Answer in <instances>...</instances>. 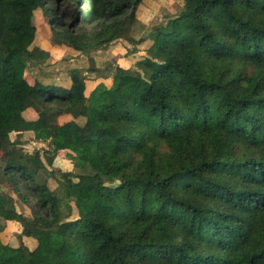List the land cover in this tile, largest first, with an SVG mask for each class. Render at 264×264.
<instances>
[{
  "label": "trees",
  "instance_id": "1",
  "mask_svg": "<svg viewBox=\"0 0 264 264\" xmlns=\"http://www.w3.org/2000/svg\"><path fill=\"white\" fill-rule=\"evenodd\" d=\"M142 2L67 0L58 13V0H0V234L22 228L17 246L0 240V264H264V0H183L134 39ZM37 10L56 42L90 56L68 87L41 81ZM119 40L149 42L129 77L91 56ZM99 72L110 85L86 95ZM28 131L73 170L56 177L25 152Z\"/></svg>",
  "mask_w": 264,
  "mask_h": 264
},
{
  "label": "rangeland",
  "instance_id": "2",
  "mask_svg": "<svg viewBox=\"0 0 264 264\" xmlns=\"http://www.w3.org/2000/svg\"><path fill=\"white\" fill-rule=\"evenodd\" d=\"M182 5L183 0H143L136 12L137 23L132 29L131 36L134 39L146 36L153 26L166 22L169 16H173L180 12ZM66 6L67 0H58L57 12H62ZM33 24L35 26V40L29 48V51L38 47L44 49L49 54V58L46 59L45 63L40 65L46 70L41 81L43 84H55L56 86L68 87L69 81L66 70L69 67L75 66L86 68L88 66L87 64L90 63V56L76 52L63 44L56 42L55 38L52 36L48 14L44 11L37 10L34 13ZM80 28L81 27L78 26V29ZM148 46L149 42L147 43V41L135 47H131L127 41L119 40L108 47V51H112L113 53L108 54L106 51H103L91 56L94 60L95 66H97L100 71H103L106 66L110 65L109 67L112 69L114 77H129V72L136 70L134 67V58H142L146 56V49ZM114 48H116L115 51H113ZM114 54H116V56ZM102 74V72L85 74L84 90L86 95L92 89L96 79H99L100 76L102 77ZM33 76L34 75L28 70L23 74V78L30 85L34 82ZM102 86L104 85L98 86L95 90L101 89ZM73 119L79 124L82 123L81 118L75 119L70 116H61L58 118V122L62 124ZM15 138V133H11L10 139L14 140ZM23 141L26 142L23 143V150L28 153L38 152L41 165L44 166L46 170L52 171L54 176L57 177L60 173L73 170V164L67 159L65 152L61 151L58 153H52L48 151L45 143H37V141L33 139V135L29 133L23 134ZM29 168L32 169L31 166H29ZM39 179L45 181L51 190L57 187L55 179L44 172L40 173ZM73 182L77 188L87 183L78 179H74ZM5 191L8 195H11L16 199L15 193L11 192V190L5 189ZM65 205L69 210L70 215L73 216L74 212L71 203L67 201L65 202ZM17 210L26 216H31L30 208L22 203L18 202ZM19 228L20 230L22 229L21 227ZM0 240L3 244L17 246L19 242L18 233L14 230L1 232ZM26 245L29 249L33 246L31 240L26 243ZM16 264L28 263L20 257L16 261Z\"/></svg>",
  "mask_w": 264,
  "mask_h": 264
},
{
  "label": "crops",
  "instance_id": "3",
  "mask_svg": "<svg viewBox=\"0 0 264 264\" xmlns=\"http://www.w3.org/2000/svg\"><path fill=\"white\" fill-rule=\"evenodd\" d=\"M115 49L116 48H114V50L113 51H115ZM111 53H113L112 51H109L108 52V54H111ZM115 56H116V54H114ZM110 83H111V79L109 78V79H102V78H97L96 79V81H95V84L92 86V89L90 90V91H94L95 90V88H97L98 86H101V85H104V87H108L109 85H110ZM53 85H55V84H53ZM89 91V92H90ZM34 118V116L32 115V113L30 114V119H33ZM24 133H29V134H32L33 135V139L35 140V141H37V143H44L43 141H38V140H36L35 139V137H34V133L33 132H31V131H28V132H22L21 133V142H22V144H21V146L22 147H24V145H23V143H26V142H24L23 141V134ZM16 135V134H15ZM31 137V136H30ZM46 149H47V147H46ZM59 152H61V151H59ZM53 153H58V152H53ZM68 171H72V170H68ZM19 225V226H18ZM19 227H21V225L19 224V223H17V222H15V221H7L6 223H5V229H4V231L3 232H7V231H11V230H14L16 233H20L21 232V230H20V228ZM30 240H28V239H25L24 240V242L25 243H28ZM31 244H33V246H31L32 248H34V246H35V241L33 240H31ZM31 248V249H32ZM30 249V250H31Z\"/></svg>",
  "mask_w": 264,
  "mask_h": 264
}]
</instances>
